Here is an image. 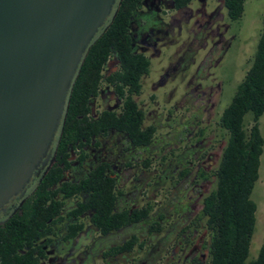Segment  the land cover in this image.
Masks as SVG:
<instances>
[{
    "label": "flooded vegetation",
    "instance_id": "obj_1",
    "mask_svg": "<svg viewBox=\"0 0 264 264\" xmlns=\"http://www.w3.org/2000/svg\"><path fill=\"white\" fill-rule=\"evenodd\" d=\"M229 14L226 0L136 5L130 47L148 58L149 68L155 58L161 66L146 100L142 86L149 68L140 78V93L131 97L143 115L140 130H153L148 137H131L124 123L102 119L120 117L127 96L106 81L119 70L111 56L79 123L81 135L62 154V121L24 194L0 211V226L24 213V202L52 168L60 170L52 190L78 184L100 168L102 177L114 182L113 200H91L94 189L68 197L58 192L54 215L19 252L28 253L31 264H210L212 231L204 207L227 142L221 115L224 86L230 85L222 71L232 60L237 72L240 47L241 17L233 21Z\"/></svg>",
    "mask_w": 264,
    "mask_h": 264
},
{
    "label": "trees",
    "instance_id": "obj_2",
    "mask_svg": "<svg viewBox=\"0 0 264 264\" xmlns=\"http://www.w3.org/2000/svg\"><path fill=\"white\" fill-rule=\"evenodd\" d=\"M176 1L186 3L189 0ZM244 1L226 0L231 20L236 21L242 16ZM139 2L120 0L114 8L113 18L107 20L87 49L73 81L61 125L62 154L66 153L68 144L81 135L83 127L79 123L86 119L88 103L97 94L103 68L111 56L118 60L119 70L106 81L115 86L121 97L125 91L127 96L120 117L112 115L102 119L112 125L124 123L131 137L150 136L152 127L147 131L140 130L143 115L131 97L140 93V78L148 72L150 64L147 57L134 53L130 47L129 22ZM263 113L264 13L249 67L221 115V126L227 133V142L216 170L215 188L205 199L204 207L212 231L210 264H264V236L256 258L247 261L256 222L257 207L251 194L259 179L263 153V139L259 131V119ZM247 114H250L248 124L245 123ZM80 116L83 118L78 119ZM134 141L145 144L149 140ZM90 175L78 184L63 183L52 190L60 178V170L52 168L33 195L24 202V213L9 218L0 226V264H31L30 255L19 252L29 244L46 219L54 215L51 208L58 192H66L65 197H68L94 189L96 197L91 200L112 201L114 182L104 179L100 168Z\"/></svg>",
    "mask_w": 264,
    "mask_h": 264
},
{
    "label": "water",
    "instance_id": "obj_3",
    "mask_svg": "<svg viewBox=\"0 0 264 264\" xmlns=\"http://www.w3.org/2000/svg\"><path fill=\"white\" fill-rule=\"evenodd\" d=\"M119 1L0 0V211L24 194L84 55Z\"/></svg>",
    "mask_w": 264,
    "mask_h": 264
},
{
    "label": "rangeland",
    "instance_id": "obj_4",
    "mask_svg": "<svg viewBox=\"0 0 264 264\" xmlns=\"http://www.w3.org/2000/svg\"><path fill=\"white\" fill-rule=\"evenodd\" d=\"M264 13V0H245L243 13L239 22V43L238 48V70L235 73L234 62L228 61L223 69V79L228 83L227 88L224 86L223 103L227 106L236 90L237 85L243 79L252 56L254 54L256 43L258 41L261 29H262V15ZM237 46H234L236 49ZM231 54V52L229 53ZM150 74L145 79L146 83L142 86V99L146 100V94L149 92V85L152 80L156 79V75L159 74L160 64L159 58L151 59ZM165 62V61H164ZM163 62V63H164ZM236 80L232 82L233 78ZM232 85V86H231ZM250 120V114L245 116V123L248 124ZM259 131L263 139V153L260 157L259 167V179L256 182L251 194V199L255 202L257 210L255 213V228L251 238L249 246V254L247 261H251L256 258L259 248L264 236V113L259 119ZM225 133L224 131L222 132ZM227 137L226 134H224Z\"/></svg>",
    "mask_w": 264,
    "mask_h": 264
}]
</instances>
